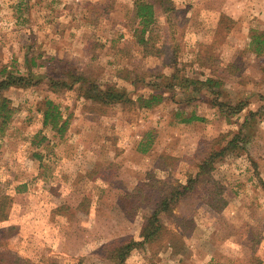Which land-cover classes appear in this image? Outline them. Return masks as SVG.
Here are the masks:
<instances>
[{"label":"rangeland","instance_id":"1","mask_svg":"<svg viewBox=\"0 0 264 264\" xmlns=\"http://www.w3.org/2000/svg\"><path fill=\"white\" fill-rule=\"evenodd\" d=\"M169 2L168 11L157 4L145 48L134 0H0V80L10 72L26 78L2 91L12 112L0 125V206L7 212L0 255L10 251L26 264H112L104 247L141 240L154 209L132 193H147L149 176L162 181L154 183V200L185 185L242 129L244 149L228 151L211 172L222 209L202 200L199 184L197 195L161 214L177 241L165 235L168 244L138 247L125 264H264V55L249 49L252 34L264 32V0ZM174 72L217 78L222 93L164 89ZM79 76L115 85L134 102L86 98ZM50 79L71 87L53 91ZM158 85L164 100L143 107L138 98ZM47 99L67 121L61 131L43 125ZM214 99L228 106H213ZM239 101L246 107L231 114L227 108ZM191 113L204 120L180 122ZM148 137L151 148L142 153ZM187 220L194 226L185 232Z\"/></svg>","mask_w":264,"mask_h":264},{"label":"trees","instance_id":"2","mask_svg":"<svg viewBox=\"0 0 264 264\" xmlns=\"http://www.w3.org/2000/svg\"><path fill=\"white\" fill-rule=\"evenodd\" d=\"M170 0H134L133 5V18L137 21V25L139 28H135L138 31V42L143 45L145 48L150 42L149 36H146V33L150 32L155 26L157 20V4L161 5L168 11L169 8L166 7V4L170 5ZM171 7V6H170ZM172 9V8H171ZM251 48H249L253 53L257 56L264 55V32H254L251 36ZM79 82L83 85L86 84V88H84V96L93 101H96L102 105H110L116 102H127L132 101L127 95V92L123 89L116 87L115 85H107L101 87L98 83L89 81L87 78L83 76L78 77ZM26 78L20 75H16L13 72L7 74L3 79L0 80V125L4 126L10 116H11V108L9 106L8 99L2 96V91L10 88L11 86H22L25 85ZM167 85L164 86V89L169 88H177L189 90L192 92H200L201 88H206L212 94H221L222 93V85L223 82L214 77H207L205 80H197L188 77H181L177 72H174L170 78H166ZM157 85V84H156ZM71 87L70 84L66 82L58 81L55 79H50L48 87L53 91H59L66 87ZM156 88L154 92H152L148 97H139L143 107L150 108L154 104H157L164 100L163 92H167L161 88ZM191 98H193L192 94ZM212 105L218 106L223 109L225 105L228 106L225 102H216L218 99H214ZM246 107V102L239 101L236 106H233L230 113L235 115L240 113ZM255 112H250V116L255 115ZM181 116V115H180ZM204 118L196 115L195 113H191L189 116H183L180 119L182 123H192L194 121H203ZM67 121H62V114L58 108V106L50 99L45 100L44 110H43V125H51L54 129H58L59 131L63 130ZM242 128V127H241ZM238 131L231 139H229L225 144H222L221 148L214 149L208 156H206L202 162L198 165V171L194 176H190L185 185H178L175 188H171L170 191L165 192L161 190V194H158L154 198L155 192L153 188H155V182L160 183L153 176L148 177V182H145L143 186H147L148 192L142 194L139 190L132 193L133 197L141 199L143 197V201L150 203L154 206V209L151 215L144 218V222L141 227L140 237L141 240H135L133 238L129 239H115L114 241L108 243L104 247V257L109 260L112 264H125L126 259L129 257L131 252L138 247L150 245L153 242H160V244H168L165 243V235H170L169 240L174 242L177 239L174 237L175 233L171 232L162 222L161 214L164 212H169L171 210L172 205L176 204L179 200L186 196H193L199 193L200 189L198 188L199 184L203 185V189L205 193L203 195L202 200L206 202L209 206L213 207L216 211H220L222 209L221 203L224 201L221 195V191L218 187V182L213 179L211 174L214 164L218 158H223L228 151L234 152L238 149H244L245 144L248 142L247 136L245 134ZM153 138H149L148 140H142L139 143L138 150L142 153H146L150 150L152 145ZM240 143L242 146H240ZM150 189L152 191H150ZM140 195V196H139ZM7 207V206H6ZM133 207V206H132ZM131 207V208H132ZM6 209V208H5ZM128 213V212H127ZM7 218V212L4 210V205L0 206V220H4ZM192 221H186L184 226H181L182 229L186 232L191 230L194 226ZM179 243V240L178 242ZM172 248L175 246L169 244ZM178 252V251H176ZM28 261L24 262L23 258L18 254L7 251L6 253L0 255V264H26Z\"/></svg>","mask_w":264,"mask_h":264},{"label":"crops","instance_id":"3","mask_svg":"<svg viewBox=\"0 0 264 264\" xmlns=\"http://www.w3.org/2000/svg\"><path fill=\"white\" fill-rule=\"evenodd\" d=\"M263 15H264V14H263ZM233 17L238 18V16H233Z\"/></svg>","mask_w":264,"mask_h":264}]
</instances>
